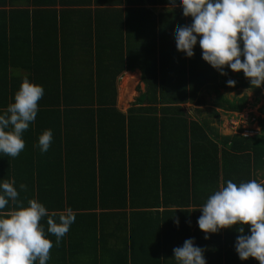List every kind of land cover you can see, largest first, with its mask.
<instances>
[{"label": "trees", "instance_id": "16d2710c", "mask_svg": "<svg viewBox=\"0 0 264 264\" xmlns=\"http://www.w3.org/2000/svg\"><path fill=\"white\" fill-rule=\"evenodd\" d=\"M189 23L168 0H0V110L24 78L44 87L24 150L0 154V180L15 178L18 191L26 184L25 204L36 198L76 214L58 246L42 219L53 241L47 264H108L102 248L110 264H176L173 248L187 238L207 264H259L238 258L235 226L205 239L191 210L227 180L264 183V105L252 135L219 127L222 112L247 107L238 91L264 85L251 86L242 71L220 75L198 44L191 58L177 51L176 30ZM136 70L144 89L124 113L118 79ZM48 129L53 140L41 153Z\"/></svg>", "mask_w": 264, "mask_h": 264}, {"label": "clouds", "instance_id": "9594fccd", "mask_svg": "<svg viewBox=\"0 0 264 264\" xmlns=\"http://www.w3.org/2000/svg\"><path fill=\"white\" fill-rule=\"evenodd\" d=\"M168 8H180L183 16L191 18V23L176 30L177 51L191 58L198 44L202 59L220 75H228L226 69L242 71L251 86L264 85V0H168ZM226 83L231 87L236 81ZM43 96L41 84L22 80L12 102L0 110V154L15 158L24 150L23 133L35 121ZM52 140L50 129L38 136L41 153L48 151ZM15 185V178L0 180V264H47L53 241L42 219L46 218V231L55 236L58 246L76 214L71 207L49 211L36 198L25 204L20 191H26L27 185L19 184V191ZM197 209L201 213L197 225L205 239L235 226L238 258L251 257L264 264V183L227 180L191 211ZM172 257L176 264H207L204 249L195 245L194 238L174 247Z\"/></svg>", "mask_w": 264, "mask_h": 264}, {"label": "rangeland", "instance_id": "374dc122", "mask_svg": "<svg viewBox=\"0 0 264 264\" xmlns=\"http://www.w3.org/2000/svg\"><path fill=\"white\" fill-rule=\"evenodd\" d=\"M127 81L128 87L130 90L124 94L122 92L123 82ZM139 87L144 89V84L141 81V77L138 71L136 72H129L122 74L118 79V90H119V97H118V105L126 110L128 107L135 101V99L138 97L140 92L137 90ZM227 95L231 98L236 97L234 91H226ZM244 94H247L249 97V103L247 104V107L240 113H228V112H222L221 113V124H220V131L223 134H234L236 133L240 128L244 129L243 133L245 135H252L257 130L250 131L251 128L253 129H259L258 128V117L263 116L261 112V107L264 105V88L262 89L261 93H255L253 91H250L248 89H242L241 91H238V96H243ZM260 94V95H259ZM259 96L260 102L258 104H253L256 97ZM185 107L193 113L194 109H196L197 106L192 104H186ZM214 105L212 104L210 99H207L206 103H203L202 106H200L201 109H203L204 113L207 115L208 112H210L213 109Z\"/></svg>", "mask_w": 264, "mask_h": 264}, {"label": "crops", "instance_id": "0c3cea01", "mask_svg": "<svg viewBox=\"0 0 264 264\" xmlns=\"http://www.w3.org/2000/svg\"><path fill=\"white\" fill-rule=\"evenodd\" d=\"M136 71H138L139 72V74H140V77H141V71L140 70H136ZM136 71H126V72H124L123 74H125V73H129V72H136ZM123 86H124V89H123V87H122V92H124V94H126L129 90H130V88L128 87V83H127V81H125L124 80V82H123ZM139 96V95H138ZM118 97H119V90H118ZM136 100V99H135ZM134 102V101H133ZM131 107V105L128 107V109ZM118 108L122 111V112H124V113H127V111H128V109H126V110H124V109H122L119 105H118ZM105 252V254L103 253V251ZM102 250H101V254H99V257L101 258H103L104 260H108V264H110V256H112L111 255V253L109 252V251H107V249H104V248H102ZM103 263L104 264H106V262L105 261H103ZM99 264H102V263H99ZM131 264V263H130Z\"/></svg>", "mask_w": 264, "mask_h": 264}, {"label": "built area", "instance_id": "2783aa9c", "mask_svg": "<svg viewBox=\"0 0 264 264\" xmlns=\"http://www.w3.org/2000/svg\"><path fill=\"white\" fill-rule=\"evenodd\" d=\"M253 130H257V129H253V128H252V130H250V131H253Z\"/></svg>", "mask_w": 264, "mask_h": 264}]
</instances>
